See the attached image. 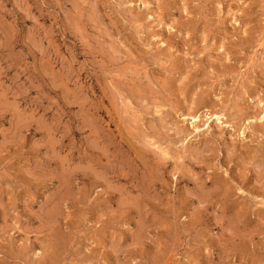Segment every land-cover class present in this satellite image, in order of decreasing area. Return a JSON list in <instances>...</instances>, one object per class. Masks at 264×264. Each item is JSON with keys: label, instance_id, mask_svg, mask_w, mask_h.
<instances>
[{"label": "rangeland", "instance_id": "rangeland-1", "mask_svg": "<svg viewBox=\"0 0 264 264\" xmlns=\"http://www.w3.org/2000/svg\"><path fill=\"white\" fill-rule=\"evenodd\" d=\"M0 264H264V0H0Z\"/></svg>", "mask_w": 264, "mask_h": 264}, {"label": "bare ground", "instance_id": "bare-ground-1", "mask_svg": "<svg viewBox=\"0 0 264 264\" xmlns=\"http://www.w3.org/2000/svg\"><path fill=\"white\" fill-rule=\"evenodd\" d=\"M3 105V104H2ZM136 200V199H135Z\"/></svg>", "mask_w": 264, "mask_h": 264}]
</instances>
